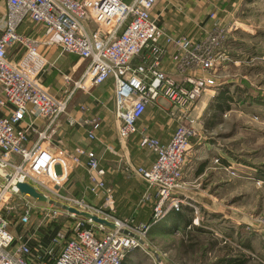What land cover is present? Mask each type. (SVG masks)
Segmentation results:
<instances>
[{
    "label": "built area",
    "instance_id": "2783aa9c",
    "mask_svg": "<svg viewBox=\"0 0 264 264\" xmlns=\"http://www.w3.org/2000/svg\"><path fill=\"white\" fill-rule=\"evenodd\" d=\"M157 1L0 0V168L9 176L0 184V264H121L127 252L143 245L149 223L115 218L83 197L62 193L72 169L81 165V155L87 159L88 191L97 196L106 189L105 170L94 151L76 147L68 152L53 147L50 141L73 93L108 79L114 86L118 137L126 140L139 132L138 146L154 154L150 166L132 168L154 189L152 219L179 210L183 203L179 195L187 186L183 168L190 141L199 135L189 112L203 93L217 85L220 68L232 60L223 46L227 34L237 26L225 29L212 13L213 24L203 37L173 34L152 16ZM90 22L95 29L91 30ZM23 23L41 26L46 38L18 31ZM53 42L62 52L87 61L78 79L64 78L71 88L63 96L51 93L41 81L47 62L38 48ZM15 46L20 51L17 61L8 55ZM168 53L176 77L163 68ZM160 97L170 103L168 111L178 120L167 142L137 127L147 107L158 104ZM37 120L42 122L40 128L35 126ZM87 123V135L94 139L99 119ZM17 182H27L48 198L102 217L115 227L94 225L83 217L74 223L73 233L63 244L55 238L51 246L33 254L35 247L28 242L36 245L38 238L16 244L2 213L9 197L20 193ZM106 191L104 205L110 206L113 199L110 190ZM59 213L55 207L48 208L53 217ZM29 219L27 209L19 223L27 224Z\"/></svg>",
    "mask_w": 264,
    "mask_h": 264
},
{
    "label": "rangeland",
    "instance_id": "374dc122",
    "mask_svg": "<svg viewBox=\"0 0 264 264\" xmlns=\"http://www.w3.org/2000/svg\"><path fill=\"white\" fill-rule=\"evenodd\" d=\"M221 9L219 14H216L218 23L225 29L237 26L227 34L223 49L230 59L241 56L245 63L236 65L235 62L229 61L222 66L217 85L203 93L194 102L189 113L199 132L198 137H206L208 141L222 146L227 158L231 160L232 169L228 177L230 181L224 183L222 187L213 188L217 189V211L203 212L183 199L179 209L185 202L188 210L184 214L191 225L186 231L182 229L167 231L172 225L164 222L166 216L154 220L151 214L150 219L146 221L149 228L144 243L136 248L137 257L132 259L133 261H128L129 264H223L222 261L227 257L239 259L248 257L245 264H264V0H224ZM210 21L211 27L213 21L211 19ZM27 25V28L21 29L25 30L24 33L39 36L38 25L32 23ZM90 27L93 30L96 26L90 22ZM38 51H41L40 47ZM8 55L17 61L20 51L15 46L10 48ZM226 81L230 82L222 84ZM226 85L231 86L229 89L231 92L235 90L234 87L238 88L230 103L231 107L217 118L213 127L207 128L205 124L212 120V112L208 105L218 90ZM158 103L162 105L161 110L164 112H156L153 108H149L147 112H151L152 118L157 115L165 118V121L161 122L162 126L165 122H168L170 127L174 126L175 118L167 113L168 102L160 97ZM172 110L174 111V108ZM140 151L150 152L146 148ZM121 161L122 159L119 160ZM101 167L105 169L104 166ZM132 168L134 166L123 169L125 179L143 180L134 174ZM112 174L111 181L106 175L104 179L113 203L110 206L104 205L106 189L100 190L97 196L92 194L90 203L103 208L115 218H132L118 213L117 209L125 205V202L120 198L119 207L116 208V198L120 193L116 192L115 186L122 189L124 184L116 181L115 171ZM68 180L62 193L80 198L89 181L85 186L81 180L82 183L78 184L80 187L75 185L73 189L71 186L70 190L67 187ZM3 182L4 177L0 176V184ZM36 190L41 192L39 188ZM70 191L78 194H72ZM147 193L149 191L142 195L143 201L145 196H148ZM49 198L59 202L52 196ZM50 207L59 209V215L53 217L48 214ZM27 209L30 210L29 222L21 224L19 218ZM189 212L191 215L188 216ZM2 213L8 220V229L14 235L16 244L24 241L23 238L29 240L32 236H36L40 244L51 242L55 238L63 240L60 242L63 244L73 233V225L77 219L83 218L75 214L72 217L66 210L22 193L9 197ZM95 224L97 223L94 222ZM151 228L154 231L150 232Z\"/></svg>",
    "mask_w": 264,
    "mask_h": 264
},
{
    "label": "crops",
    "instance_id": "0c3cea01",
    "mask_svg": "<svg viewBox=\"0 0 264 264\" xmlns=\"http://www.w3.org/2000/svg\"><path fill=\"white\" fill-rule=\"evenodd\" d=\"M125 1L131 2L132 0ZM223 5L224 0H158L151 13L157 24L167 32L197 39L204 36L209 29L210 15L212 13L218 15ZM217 15L215 17L216 21L218 19ZM27 24L23 23L20 25L18 31L25 32V30L21 29L27 28ZM38 29L39 39H45L41 26H38ZM39 47L47 62L41 76L43 85L53 94L65 95L71 87L67 85L64 78L69 76L73 80L78 79L83 73L87 61L78 58L75 54L62 52L56 42L48 45L41 43ZM230 62H235L236 65L245 63L242 61L241 56L240 58L232 57ZM163 68L172 74L174 72L169 53L164 59ZM173 76L175 75L173 74ZM229 82L226 81L222 84ZM223 87L231 89V86L228 85ZM233 89L235 90H232V92L229 90L231 95L236 94L238 91L236 87ZM168 105V108H170L169 102ZM149 108H153L156 112H164V110H161L162 105L160 103L149 105L137 122L138 129L145 130L149 135L158 138L161 142H167L178 120L175 119L176 124L172 127H170L168 122L163 123L164 126H162L161 122H164L165 118L159 115L152 118L151 112H147ZM167 113L170 116L168 111ZM94 118H98L100 124L95 130V138L90 139L87 135L90 124L87 121ZM41 125L42 122L37 120L35 126L40 128ZM138 138L139 132L131 134L126 140H121L118 137L114 117V86L112 79H108L89 90L79 89L73 93L66 114L60 117L53 128L50 141L53 147L68 152H73L76 147L94 151L100 160V165L105 168L106 178L111 181L112 173L115 171L116 181L124 184L122 189L115 186L116 192L120 193V196L116 198V208L120 198L125 202V205L117 209L119 212H116L123 216L132 217L137 222H146L152 214V206L155 201L154 189H149L147 183L143 180H126L123 176L125 167H148L154 160V154L140 151L142 148L138 146ZM190 142L191 148L183 168V181L187 186L181 191L179 196L193 206L195 205L196 208H200L203 212L217 211V189L213 190V188L222 187L224 183L230 181L228 177L230 176V169H232L231 160L227 158L226 152L221 148L222 146L208 141L206 137H193ZM80 158L81 165L74 168V172L72 171L73 175L72 172L69 174L67 184L69 189L71 186L74 189L75 185L80 187L78 184L82 183L81 180H83L85 186L88 184L85 165L87 159L84 155H81ZM120 159H122L121 162H119ZM147 191H149L147 193L148 196H145L146 198L143 201L142 195ZM70 192L75 194L73 191ZM81 197L92 202L91 198L93 195L84 187ZM186 210L188 208L184 202L181 205V209L171 210L166 214L164 222L167 221L170 226L172 225L171 228H167V231L172 232L179 229L186 231L190 229L189 219L184 214ZM189 215H191V212H189ZM149 231L152 232L154 230L151 228ZM22 240H27V238L25 237ZM28 243L33 248L35 247L33 249L35 254H40L44 249L51 246V242H41L42 244L37 242L36 245H39L37 248L32 240H29ZM136 250L133 249L127 252L121 264H129L128 261H133L132 259L136 258L138 254Z\"/></svg>",
    "mask_w": 264,
    "mask_h": 264
},
{
    "label": "water",
    "instance_id": "95a60500",
    "mask_svg": "<svg viewBox=\"0 0 264 264\" xmlns=\"http://www.w3.org/2000/svg\"><path fill=\"white\" fill-rule=\"evenodd\" d=\"M0 176L5 177V178L9 177L1 168H0ZM16 187L18 188L20 193L29 195L30 197L35 198L38 201L46 202L48 204L59 207L63 210H66L69 213H73V214L78 215V216L90 218L92 221L99 223V224H104L110 228L115 227V225L112 222H110V221H108L102 217H99L95 214H91L89 212L80 211V210H78L72 206H68L66 204H63V203H60L58 201H55L53 199L48 198L43 193L38 192L32 185H30L27 182H17Z\"/></svg>",
    "mask_w": 264,
    "mask_h": 264
},
{
    "label": "trees",
    "instance_id": "16d2710c",
    "mask_svg": "<svg viewBox=\"0 0 264 264\" xmlns=\"http://www.w3.org/2000/svg\"><path fill=\"white\" fill-rule=\"evenodd\" d=\"M233 101V95L229 93L228 87H221L217 94L213 96L211 102L208 105V109L211 110V119L208 124H205L207 128L213 127L217 118L226 110L230 109V103ZM246 248L248 249L249 246L247 245ZM248 257L246 258H234V257H227L225 260L222 261L223 264H245L248 262Z\"/></svg>",
    "mask_w": 264,
    "mask_h": 264
},
{
    "label": "bare ground",
    "instance_id": "6f19581e",
    "mask_svg": "<svg viewBox=\"0 0 264 264\" xmlns=\"http://www.w3.org/2000/svg\"><path fill=\"white\" fill-rule=\"evenodd\" d=\"M165 216H166V215H165ZM165 216H164V217H165Z\"/></svg>",
    "mask_w": 264,
    "mask_h": 264
}]
</instances>
